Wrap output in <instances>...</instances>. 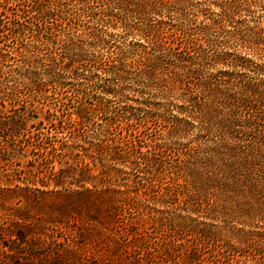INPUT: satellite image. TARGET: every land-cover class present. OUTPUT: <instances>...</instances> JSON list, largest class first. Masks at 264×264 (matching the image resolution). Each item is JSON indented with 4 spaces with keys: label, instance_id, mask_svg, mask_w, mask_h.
<instances>
[{
    "label": "trees",
    "instance_id": "trees-1",
    "mask_svg": "<svg viewBox=\"0 0 264 264\" xmlns=\"http://www.w3.org/2000/svg\"><path fill=\"white\" fill-rule=\"evenodd\" d=\"M257 1L221 4L216 18L200 26L188 22L190 0L0 1V34L8 31L0 43H12L9 57H32L47 78L38 81L19 72L25 61L16 64L26 81L13 90L20 93L14 102L47 87L63 93L61 75L68 72L101 73L100 80L122 83H113L115 93L128 82L150 95L130 113L85 88H77L75 98L61 97L53 108L56 132L65 139L37 143L42 152L32 173L44 172L55 188L80 187L50 195L67 199L69 206L60 209L67 216L90 220L79 234H99L112 240L103 241L106 247H120L124 264H239L248 256L264 264V230H251L257 222L264 229V24L232 25L240 9ZM104 26H119L123 35L104 33ZM210 31L218 33L210 38ZM216 46H222L217 53ZM4 64L2 108L14 71H3ZM206 64L223 69L207 74ZM156 96L163 102H153ZM94 115L105 120L97 123V141L85 146L79 137ZM24 196L13 200L31 198ZM6 201L0 193V205ZM200 215L212 222L197 221ZM26 218L0 215V264H11L14 254L40 253L38 246L29 249L39 237L19 224Z\"/></svg>",
    "mask_w": 264,
    "mask_h": 264
},
{
    "label": "rangeland",
    "instance_id": "rangeland-1",
    "mask_svg": "<svg viewBox=\"0 0 264 264\" xmlns=\"http://www.w3.org/2000/svg\"><path fill=\"white\" fill-rule=\"evenodd\" d=\"M229 1L231 0H190V5L185 10L189 24L196 26L206 25L212 19L216 18L219 6L221 4L226 5L230 3ZM233 20L232 25L235 26L245 27L256 25L261 27L264 24V0H258L247 11L240 9ZM102 28L104 33L106 31L112 34L123 35L122 28L119 26L113 28H106L104 26ZM227 28L229 29L230 27L227 26ZM7 32V30L2 31L0 35L5 36ZM217 33V31H210V38L216 36ZM130 39L128 37L125 40L121 39V41L127 43ZM6 41L3 44L0 43V55L4 53L9 55H6V57L0 56V63H5V67L2 68L3 71H8L9 68L14 71H10L7 76L10 79L6 84V87H9L7 90L9 93L7 102L3 104V108L0 106V193L5 195L7 199L4 204L0 205V215L19 213V215L27 217L26 223L20 219L19 224L23 227L29 226L30 229L28 232H33L36 234V237H39L38 242L34 241L30 243L29 249H34L35 246H38L41 253L14 254L10 258V261H12L11 264H124L122 261L124 254L122 253L120 255V252L116 251L120 247H106L103 241H106V243L112 241L109 237V239L102 238L103 240H99V234H79L77 231L79 228L84 227L83 222L85 224V222H89L90 220L87 221L85 220L86 218L74 220L72 217L67 216L69 212L65 213L60 211L62 206H69L67 199L50 195L55 191L72 192L80 190V187L67 185L63 188H55L52 182L48 180L47 174H43L44 172L39 176L35 173L32 176V173L36 171L37 163L40 162L39 153L42 152V148H39L37 143L47 147L45 143L47 139H53L55 145H58L60 141L65 139L64 136L66 134L56 132L59 112L54 110L56 108H53V103H58L61 97L63 98L66 95L75 98L77 96L76 89L85 88L88 93H95L98 97L97 100L101 103L108 102L115 108L124 107L126 112L130 113L135 112L136 107H144L143 102L150 95L148 93H138L134 89V85L132 86L128 82H126V86H123V89L115 93L113 83H116L117 86L122 85V83L120 84L119 81L115 82L114 79L100 80L104 77L101 73H98V77H96L93 76L92 72H85L84 74L80 72L79 75L68 72L61 75V80L67 83L63 89V93L47 87L44 94L21 95L19 102H14L13 99L20 93L13 94V90L23 89L22 87L26 81L20 73H16V68L14 67L16 64H21V61H25L19 72H29L38 81L47 78L43 74L44 71L41 65L31 62L32 57H9L12 54L10 53L12 43L8 40ZM220 47L222 46L213 47V51L217 53V51L221 50ZM223 49L226 50V48ZM255 61L258 62L257 60ZM205 66L204 72L207 74L223 69V67L216 64H206ZM244 75L247 76L249 74ZM260 77L264 78V70ZM100 83L104 86L108 84L110 86L108 89L111 90L99 87L98 85ZM2 87L3 85L1 86L0 82V88ZM151 100L153 102H163V99L158 96L156 98L152 97ZM64 102L69 103L68 98H65ZM72 102L75 103V100L72 99ZM14 113L18 119H11L10 116ZM4 117L7 119H4ZM103 119L101 116L98 117L95 115L90 117L84 123V130L79 137V143L85 146L95 143L100 131L97 123H103L105 120ZM136 130L141 132L142 128L139 126ZM152 137H155V140H159L157 138L158 135ZM150 139H145L144 142L150 143ZM261 164H264V157L261 160ZM59 166L60 164L55 161L54 168L57 169ZM29 178H34L35 180L30 181L28 180ZM15 192H20V194H16ZM25 193L30 195L31 198L24 203H15V200H13L15 196L23 200ZM57 203L59 205L56 206ZM24 204L27 206L23 207ZM75 204L77 203L72 204V206ZM69 210L75 211L73 208ZM48 216L61 218L55 219L59 220V222H51ZM191 216L194 217V215ZM195 218L197 221L205 223L212 222L208 217L202 215ZM8 225H10V228L14 227L12 224ZM256 226L258 227L251 230H264L263 228H259L261 227V223L257 222ZM26 248L28 249V247ZM55 254L60 256L56 257ZM248 257L245 263L242 262L244 257H240L241 261L239 264H259L251 260L250 256Z\"/></svg>",
    "mask_w": 264,
    "mask_h": 264
}]
</instances>
